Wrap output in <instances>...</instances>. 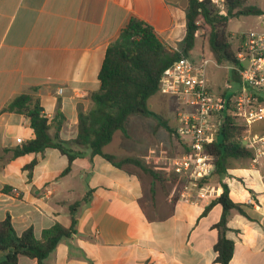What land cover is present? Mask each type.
<instances>
[{
  "label": "crops",
  "instance_id": "1",
  "mask_svg": "<svg viewBox=\"0 0 264 264\" xmlns=\"http://www.w3.org/2000/svg\"><path fill=\"white\" fill-rule=\"evenodd\" d=\"M187 9L188 0H0V221L10 217L18 234L32 228L42 239L55 224L69 228L76 207V232L59 242L45 264H219L214 248L223 209L214 202L222 184L246 213L232 210L227 218L226 235L234 242L230 264H264V156L229 167L223 178L211 176L199 196L184 176L149 155L156 149L174 156L185 148L174 134L179 104L173 96L158 92L148 101L173 132L164 128L167 135L160 136L156 120L137 137L121 132L125 143L111 150L116 132L103 148L118 159L142 161L154 175L133 163L116 167L89 148L74 147L81 155L66 175L68 159L57 149L13 155L34 132L25 115L3 111L11 100L34 96L49 120L60 110V138L74 140L79 110L91 108L106 50L121 30L137 18L168 49L179 51ZM225 67L219 94L229 98L242 84L233 67ZM33 161L30 178L25 166ZM18 264L38 261L21 256Z\"/></svg>",
  "mask_w": 264,
  "mask_h": 264
},
{
  "label": "trees",
  "instance_id": "2",
  "mask_svg": "<svg viewBox=\"0 0 264 264\" xmlns=\"http://www.w3.org/2000/svg\"><path fill=\"white\" fill-rule=\"evenodd\" d=\"M264 11L255 6H246L243 0H227V12L221 13L209 1L199 2L188 0L187 31L179 51L170 50L156 35L149 24L137 18H132L121 30L119 37L112 42L105 54L104 62L99 72L100 88L89 95L92 102L90 109L78 113L77 137L71 141L60 138V130L65 116L58 110L54 118L49 120L38 99L30 94H23L11 100L3 111L25 115L30 120L34 137L21 147L13 150L14 157L26 154L41 153L47 148L57 149L68 159V167L62 173L70 172L73 161L81 155L74 147L89 148L93 155H100L116 167L133 163L144 172L154 175L142 161L131 158L118 159L103 152L116 132L127 135L126 123L130 116L150 117L168 132L174 130L167 121L149 107V99L159 92L161 76L166 68L182 56L190 57L196 38L201 28L199 22L210 28L209 50L218 65H243L237 59V52L230 43V33L227 31L231 18L239 16H262ZM244 35L241 36V46ZM258 103L264 105V94H255ZM224 123L217 135L205 144V152L214 158L216 169L213 175L223 178L227 175L230 161L255 160V155L243 144L249 128L233 113L228 104L224 115ZM260 122V121H259ZM261 122H264L262 120ZM264 136V132L260 134ZM184 153H190L184 142ZM36 162L25 166L31 178ZM214 203L222 206V218L217 225L219 238L215 245L216 261L219 264H230L234 251V242L227 238V218L232 210L246 215L241 204L234 202L226 184ZM76 207L71 208L72 224L65 228L60 224L46 229L42 239H37L34 230L29 228L18 234L10 217L0 221V264H18L21 256L36 259L38 264L45 260L55 250L59 242L71 237L75 232L77 220Z\"/></svg>",
  "mask_w": 264,
  "mask_h": 264
},
{
  "label": "built area",
  "instance_id": "3",
  "mask_svg": "<svg viewBox=\"0 0 264 264\" xmlns=\"http://www.w3.org/2000/svg\"><path fill=\"white\" fill-rule=\"evenodd\" d=\"M209 1L221 13L227 12V0ZM262 16L263 30L244 34L241 50L237 52L238 61L241 64L248 62L247 67L232 66L242 84L238 93L227 98L210 90L205 75V68L210 61L204 54L200 62L182 56L166 68L161 76L159 92L173 96L179 104L174 134L188 145L190 153L168 156L163 151L153 149L149 155L164 162L175 174L184 176L191 186L198 189L201 197L205 196L204 182L213 176L216 169L214 158L205 152V144L218 134L228 104L232 106L234 115L241 118L248 128L264 120V105L258 103L255 96L264 94V14ZM249 137L245 145L258 160L264 156V136ZM18 142L22 140L18 139Z\"/></svg>",
  "mask_w": 264,
  "mask_h": 264
},
{
  "label": "rangeland",
  "instance_id": "4",
  "mask_svg": "<svg viewBox=\"0 0 264 264\" xmlns=\"http://www.w3.org/2000/svg\"><path fill=\"white\" fill-rule=\"evenodd\" d=\"M246 6H255L261 10L264 11V0H243ZM263 21V16H239L235 18H231L227 31L230 33V43L233 50H238L241 47V36L244 34H247L251 31H257L260 32L263 30V27L261 25ZM201 28L199 30L198 37L196 38V44L193 48V55H190V59L192 61L200 62L201 56L204 54L206 59L210 61V63L205 68V75L208 80H210V87L211 91L218 95L220 91H222L224 88V84L227 78V75L229 73V70L225 66H229V64L225 65H217V63L214 61L212 54L209 50V33L210 28L203 24L202 21L199 22ZM195 59V60H194ZM174 101V100H173ZM150 107H152V110L155 113H158V110L155 106L154 101H150ZM177 104L175 103V109ZM164 117L166 116V113L160 112ZM175 113V110H174ZM169 120L172 119L171 116L168 117ZM154 122H157L155 119L152 118H143L139 116H131L129 119V122L126 125V129L128 132H130L133 136H139L141 134L147 133L149 127H151ZM171 123V122H170ZM264 132V122H256L253 124L251 128V133L247 134L246 138H250V135H258L260 136L261 133ZM117 137L115 141L112 143L110 149L114 150L119 148L120 145H123L125 143V140L123 139V134L121 132L116 133ZM160 136L167 135V131L162 128L161 133H159ZM245 138V140H246ZM244 140V141H245ZM244 144V143H243ZM184 150L179 149V151L176 154H183ZM252 160H233L229 162L230 167L234 165H246V163H249ZM215 176V175H214ZM219 176H216V178Z\"/></svg>",
  "mask_w": 264,
  "mask_h": 264
},
{
  "label": "water",
  "instance_id": "5",
  "mask_svg": "<svg viewBox=\"0 0 264 264\" xmlns=\"http://www.w3.org/2000/svg\"><path fill=\"white\" fill-rule=\"evenodd\" d=\"M242 64H243L244 67H247L248 62H243ZM244 144H246V143H244Z\"/></svg>",
  "mask_w": 264,
  "mask_h": 264
}]
</instances>
